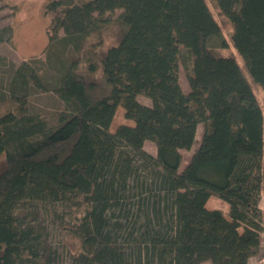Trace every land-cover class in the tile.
Masks as SVG:
<instances>
[{
	"label": "trees",
	"instance_id": "1",
	"mask_svg": "<svg viewBox=\"0 0 264 264\" xmlns=\"http://www.w3.org/2000/svg\"><path fill=\"white\" fill-rule=\"evenodd\" d=\"M215 1L252 84L237 55L222 53L206 0L47 2L55 77L24 61L0 82V264L56 262L48 210L70 264H249L259 253L264 0ZM12 36L0 28V43ZM33 88L62 102L56 123L27 111ZM120 107L133 125L111 131ZM211 197L228 216L207 207Z\"/></svg>",
	"mask_w": 264,
	"mask_h": 264
},
{
	"label": "rangeland",
	"instance_id": "2",
	"mask_svg": "<svg viewBox=\"0 0 264 264\" xmlns=\"http://www.w3.org/2000/svg\"><path fill=\"white\" fill-rule=\"evenodd\" d=\"M49 0H0V28L11 27L13 36L11 42L0 43V56L7 60L6 66L0 67V82L6 85L15 68L24 61L33 62V65L42 67L47 71V78L55 77V69L47 64V51L50 46V36L52 32V15L46 14L45 5ZM88 1V0H82ZM213 15L221 25L223 34L228 42V48L222 50V53L229 54L234 52L237 55L238 64L243 69L246 77L252 84V79L244 66L243 60L233 48L231 37L233 34L232 24L222 15L217 7L215 0H206ZM61 37L64 33L61 31ZM66 57L73 58L75 55L71 51L67 52ZM180 84L184 92L189 91L188 81L182 65L179 70ZM260 101L264 105V93L260 89L254 88ZM139 101L145 105H151V101L139 96ZM63 109V104L55 93L43 92L38 88L31 90L28 97L27 111L30 113L42 114L51 124L56 123V116ZM121 124L133 125V122L125 119L123 108H119L111 126V131H115ZM203 133V125L198 127L197 142L191 151H183L184 160L181 169L189 162L190 156L198 148L199 141ZM145 150L152 155H156L157 149L153 142L147 141L144 146ZM215 200V199H214ZM264 206V202H263ZM209 209H219L228 216L229 208L225 202L216 199L207 203ZM58 209V208H57ZM62 209H58V213ZM53 210L44 212L43 219L50 227V243L57 251L58 258L54 264H70V258L67 251L62 247V233L59 228V221ZM57 220V221H56ZM264 237V236H263ZM263 252L260 250L253 258L251 264H263ZM203 264H212L204 262Z\"/></svg>",
	"mask_w": 264,
	"mask_h": 264
},
{
	"label": "crops",
	"instance_id": "3",
	"mask_svg": "<svg viewBox=\"0 0 264 264\" xmlns=\"http://www.w3.org/2000/svg\"><path fill=\"white\" fill-rule=\"evenodd\" d=\"M262 103V102H261ZM263 105V104H262ZM263 107H264V105H263ZM193 149V148H192ZM216 199H218V198H216V197H211L210 199H209V201H208V203L209 202H212V201H215ZM218 200H220V199H218ZM222 201V200H221ZM263 202H264V192H263V196H262V200H261V203H260V207H261V209L264 211V206H263ZM226 204V206L228 207V204L227 203H225ZM229 208V207H228ZM262 252H263V255H262V261H263V264H264V258H263V256H264V242H262V244H261V249H260ZM253 258L254 257H252L251 259H250V261H249V264H251L252 263V261H253Z\"/></svg>",
	"mask_w": 264,
	"mask_h": 264
}]
</instances>
